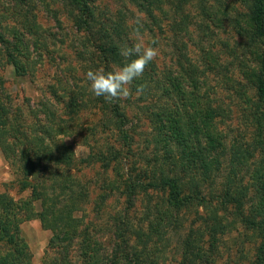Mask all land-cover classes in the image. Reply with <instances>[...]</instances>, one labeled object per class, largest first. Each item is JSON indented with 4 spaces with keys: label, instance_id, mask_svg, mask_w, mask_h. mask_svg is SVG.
Returning <instances> with one entry per match:
<instances>
[{
    "label": "trees",
    "instance_id": "1",
    "mask_svg": "<svg viewBox=\"0 0 264 264\" xmlns=\"http://www.w3.org/2000/svg\"><path fill=\"white\" fill-rule=\"evenodd\" d=\"M62 1L65 6L77 9L73 17L75 25L87 35L105 73L137 58L135 54L129 57L121 54L125 48L139 43L136 34L150 35L157 42L158 35L165 38L167 31L171 32L177 50L173 55L176 64L159 69L154 60L131 85L132 94L137 93V88L143 89L136 97L131 94L134 98L130 99L131 103L138 114L150 119L153 125L150 155L135 152L131 147L135 140L129 134V119L118 103L120 99L109 102L101 96L92 102L99 104L106 114L107 109L112 114L123 140L121 148L113 147L110 153L98 151L79 158L72 149L63 151L56 147L54 157L38 158L36 165H30L21 175L20 190L31 191L24 200L39 203L41 210L35 213L31 204L18 205V208L30 213L27 219L39 216L56 233L52 243L56 242L57 246L52 254L58 256L54 259L48 254L46 259H51V264H159L167 255L168 237L163 225L168 224V212L180 223V213L190 202L218 201L223 207H236L243 224L258 233L260 247L251 264H264V0H244L249 9L242 11L233 7L230 15L214 9L215 2L211 0H115L119 6L116 11L109 7L103 9L100 0ZM196 7L198 16L203 18L198 28L206 36H212V25L223 26L218 16L230 17L238 39L227 46L228 53L222 55L223 52L204 45L201 55L196 58L189 55L184 36L190 29L189 24L194 23L191 9ZM8 11L0 0V46L7 51L8 61L15 71L23 76L25 67L17 61V55L26 56L20 36L23 21L15 17L20 14L14 15L15 24L11 27L6 23ZM26 22L35 33L36 22L29 16ZM237 50L240 55H236ZM233 56L236 59L229 60ZM235 67L240 68L242 78L235 75ZM4 85L0 76V88ZM10 108V102L0 100V117L5 114L8 122ZM246 130L249 132L245 134ZM133 160L136 165L129 166L131 174L123 176L122 170ZM24 161L26 164L28 156ZM97 162L102 163L104 176L101 181L104 194L97 199L102 209L121 186L108 177L110 171L125 178L122 194L127 200L147 190L165 191L168 196L166 206L151 205L149 236L127 221L126 216L121 217L114 230L113 245L106 255H102L104 248L93 235L75 227L73 231L70 229L73 222L79 226L77 218L90 196V189L88 182L75 174L67 177L62 169L68 166L77 170L80 165L88 167ZM141 162L154 164V169L143 170ZM1 204L4 205L0 215L4 217H0V245L6 243L15 247L17 256L11 261L0 258V264H29L28 243L20 230L23 213L16 212V208L13 210L11 202ZM11 218L15 219L12 229L9 227ZM223 218L226 219L219 215L218 225L220 233L225 234ZM210 234L212 245L220 242L218 234L214 231ZM194 235L188 236L192 240L188 248H180V264H214L211 259L214 247L205 251L204 239ZM74 250L76 252L71 254Z\"/></svg>",
    "mask_w": 264,
    "mask_h": 264
},
{
    "label": "rangeland",
    "instance_id": "2",
    "mask_svg": "<svg viewBox=\"0 0 264 264\" xmlns=\"http://www.w3.org/2000/svg\"><path fill=\"white\" fill-rule=\"evenodd\" d=\"M212 1L215 2L214 9H221L222 13L227 12V15L233 13V7H238L242 11L249 9L248 2L244 0ZM2 3L9 10L6 12V23L8 22L11 27L15 24L12 16L20 14L15 17L19 22L23 21L20 26V36L26 56L21 58L16 54L18 63L25 67L23 76H20L12 63H9L5 48L0 46V76L5 83L4 87L0 88V100L11 103L10 122L5 120V114L0 117V208L4 205L1 204L2 201H5V204L11 202V208L13 210L16 208V212L20 213L18 205L31 204L24 200L31 191H21L18 180L26 168L36 165L38 158L45 157L50 160L57 153L56 147H60L63 151L72 149L79 158L98 151L110 153L113 147L121 148L123 140L119 126L108 109L106 114V110L103 112L99 104L92 102L98 97L90 91V82L86 78V73L89 70H102V64L94 56V49L87 41V35L83 31H78L75 25L73 17L77 14V9L65 6L62 0L17 2L2 0ZM99 4L103 9L109 7L116 11L119 8L115 0H100ZM196 8L191 9L194 23L189 24V31L184 33L189 55L194 58L201 55V46L204 45L223 52L222 55L228 53L227 46L233 45L238 39L236 31L230 24V17L218 16L223 26L219 23L217 24L220 27L212 25V31L210 30L212 36H206L198 28V22H202L203 18L198 16L199 9ZM27 16L36 22L33 27L35 33L30 31V25L26 22ZM135 37L145 46L153 41L150 35L146 37L136 34ZM10 40L12 41V37ZM173 40V33L167 31L165 38L158 35L156 45H151L159 50V55L155 59L159 69L176 64L173 55L177 49ZM90 41L92 42V39ZM236 55H240L238 50ZM234 58L236 59L233 56L229 60ZM234 69L237 71L235 75L242 78L240 68ZM133 94L134 97L137 96L135 92ZM130 99L134 98L122 99L118 103L129 119L127 128L135 140L131 147L135 152L150 155L149 152L153 147L150 142V131L153 125L150 119L138 114V109ZM86 100L89 103L88 107ZM248 132L249 130H246L245 134ZM26 156H28L26 162L28 167L24 161ZM132 165H136L135 160L122 170L123 176L131 174L129 169ZM141 165L143 170L154 169V164L146 165L141 162ZM62 169L65 170L67 177L75 174L78 179L89 183L90 196L83 205L80 218H77L79 226L73 222L70 229L73 231L75 227L88 232V235H93L100 242L98 244L104 248L102 255L109 253L108 250L113 245L114 230L121 217L126 216L127 221L130 220L134 227L141 228L139 229L141 233L149 236L147 224L148 219L152 218L151 205H167L168 196L165 191L147 190L146 193L141 191L136 197L131 196V199L127 200L122 194L125 189V178L110 171L108 177L112 181L121 183V186L102 209V204L97 200L104 194L101 182L104 177L102 163L97 162L88 167L80 165L77 170L68 166ZM52 182L50 180V183ZM31 206L36 210L35 213L41 210L39 203H33ZM21 213L24 219L20 230L28 243L31 256L29 264H51V259H46L47 255L54 259L58 256L52 254V250L57 246L56 242L52 243L55 231L52 227H48L50 225H45L39 216L27 219L30 213L23 208ZM219 215L226 217L222 220L226 227L225 234L220 233ZM0 217L4 216L0 215ZM14 221L15 219L11 218L9 224L11 229L14 228ZM163 229L165 236L168 237V247L166 257L160 260L159 264H180L182 255L180 248L184 246L188 248L189 240L192 241L188 238L189 234H195L194 237L197 239L199 237L204 239L202 244L205 251L209 247H214V252L211 253L214 264H248L249 262L251 264L254 258H257V250L261 242L258 233L243 224L236 207L231 205L223 207L218 201L201 204L199 201L190 202L189 206L180 213V223L176 222L173 214L168 212V224L165 222ZM213 231L220 237V242L215 245L211 243L210 232ZM16 252V248L9 244L0 245V258L4 260L11 261L17 256ZM75 252L74 250L71 254Z\"/></svg>",
    "mask_w": 264,
    "mask_h": 264
},
{
    "label": "clouds",
    "instance_id": "3",
    "mask_svg": "<svg viewBox=\"0 0 264 264\" xmlns=\"http://www.w3.org/2000/svg\"><path fill=\"white\" fill-rule=\"evenodd\" d=\"M153 40L150 45L136 43L132 47H127L122 51L125 57L136 55L137 58L125 63L122 67L114 71L105 73L103 70H89L86 78L90 82V91L97 97L103 96L111 102L117 99H127L131 96V85L133 81L143 75L145 67L154 61L159 50L151 45L155 44ZM142 88H137V95L142 93Z\"/></svg>",
    "mask_w": 264,
    "mask_h": 264
}]
</instances>
